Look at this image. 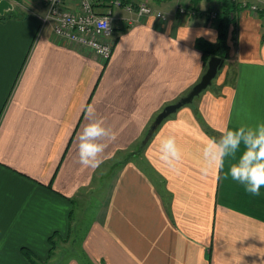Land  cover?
I'll return each instance as SVG.
<instances>
[{"label": "crops", "instance_id": "1", "mask_svg": "<svg viewBox=\"0 0 264 264\" xmlns=\"http://www.w3.org/2000/svg\"><path fill=\"white\" fill-rule=\"evenodd\" d=\"M7 1L11 9L0 15V264L49 263L75 216L86 219L92 208L79 252L65 264H264V187L256 196L225 178L235 154L223 169L203 156L210 139L264 120V18L229 0L239 8L220 71L152 130L205 72L196 43H217L221 0H120L118 7L91 0L113 21L106 61L41 24L46 0ZM77 2L65 0L70 10ZM129 4L164 19L129 13ZM179 5L196 15L180 17ZM209 12H217L215 21ZM93 121L106 129L95 138L105 146L98 168L79 161L80 136ZM169 135L181 153L175 168L162 159Z\"/></svg>", "mask_w": 264, "mask_h": 264}, {"label": "clouds", "instance_id": "2", "mask_svg": "<svg viewBox=\"0 0 264 264\" xmlns=\"http://www.w3.org/2000/svg\"><path fill=\"white\" fill-rule=\"evenodd\" d=\"M107 29L108 19L101 21ZM210 30L205 29L197 35L207 34ZM97 51L106 53V49L96 45ZM192 54L197 55L193 52ZM255 129L245 130L244 127L231 128L226 131L220 141L210 139L203 148V156L206 165H214L217 169H223L225 157L235 154L236 158L232 161L225 178L229 176L243 186L244 190L252 195H260L264 187V120H257ZM106 129L100 121H93L84 128L79 143V161L82 165L98 168L103 162L98 158V154L104 149V145L96 141V137L104 134ZM162 159L167 162L169 167L177 166L174 161H179L181 153L177 147L175 135H169L163 140ZM207 171V167L204 169Z\"/></svg>", "mask_w": 264, "mask_h": 264}, {"label": "built area", "instance_id": "3", "mask_svg": "<svg viewBox=\"0 0 264 264\" xmlns=\"http://www.w3.org/2000/svg\"><path fill=\"white\" fill-rule=\"evenodd\" d=\"M206 1V0H202ZM112 6L118 7L122 3L120 0L110 2ZM47 12L41 19L42 25H50L52 34L61 38L65 43L78 48L89 50L103 60H108L112 53V44L115 38L113 21L110 13L99 14L95 11L91 0H78L76 10L66 7L65 0H46ZM239 6L249 12L264 18V0L249 2L240 0ZM125 10L129 13L135 12L139 17L154 16L157 19H164L163 14L154 12L145 4L137 6L126 5ZM180 17H194L195 10L188 9L183 5L177 8ZM217 12H209L210 20L217 19ZM105 18L108 19V28L101 23ZM96 45L104 47L106 53L97 51Z\"/></svg>", "mask_w": 264, "mask_h": 264}, {"label": "water", "instance_id": "4", "mask_svg": "<svg viewBox=\"0 0 264 264\" xmlns=\"http://www.w3.org/2000/svg\"><path fill=\"white\" fill-rule=\"evenodd\" d=\"M11 9V4L7 0L0 1V15L4 13V11ZM224 58H220L217 56H211L207 61V66L205 72L202 74L200 80L191 87V89L177 100L175 103L166 106L155 118L151 129L155 130L156 127L169 115L175 113L179 108L190 104L195 97H197L200 93L206 90L209 86H211L213 79L216 77L218 71L221 69Z\"/></svg>", "mask_w": 264, "mask_h": 264}, {"label": "trees", "instance_id": "5", "mask_svg": "<svg viewBox=\"0 0 264 264\" xmlns=\"http://www.w3.org/2000/svg\"><path fill=\"white\" fill-rule=\"evenodd\" d=\"M223 2V8L221 14L218 18L217 22V30H218V41L213 46L202 40H198L196 43V47L201 51L204 63H207L208 59L211 56H217L220 58H224L227 56V35L228 30L231 25L234 23V18L232 17V13H236L235 7L238 5L234 2H230L229 0H221ZM240 7V6H239ZM238 7V8H239ZM239 9H242L241 7ZM260 15L259 17H261ZM227 58V57H226ZM225 58V59H226ZM224 59V60H225ZM148 140L143 141V146L146 145Z\"/></svg>", "mask_w": 264, "mask_h": 264}, {"label": "rangeland", "instance_id": "6", "mask_svg": "<svg viewBox=\"0 0 264 264\" xmlns=\"http://www.w3.org/2000/svg\"><path fill=\"white\" fill-rule=\"evenodd\" d=\"M93 209L94 208H92L91 214L86 219L84 218V216H81L79 219H78V215L75 216L77 225H75V228L73 229V231L70 233V236L65 241L59 242L56 245L55 254H53L52 259L47 264H65V262L69 258L74 257L75 255L78 254L80 240L84 233L85 227L93 218L94 215Z\"/></svg>", "mask_w": 264, "mask_h": 264}]
</instances>
